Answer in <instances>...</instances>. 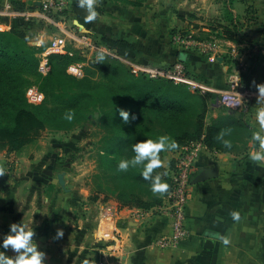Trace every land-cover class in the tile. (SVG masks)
I'll return each instance as SVG.
<instances>
[{"label": "crops", "instance_id": "obj_1", "mask_svg": "<svg viewBox=\"0 0 264 264\" xmlns=\"http://www.w3.org/2000/svg\"><path fill=\"white\" fill-rule=\"evenodd\" d=\"M19 1L27 8L21 13L41 20L31 8L34 0ZM101 1L102 5L93 4L97 16L88 20L90 31L133 44L143 53L139 64L163 68L184 62L191 74L201 76L198 82L205 86V94L219 96L227 91L230 77L237 69L233 63L220 55L206 59L197 51H179L172 45V31L183 18L169 16L161 23L154 15L153 6H145L146 1L142 6ZM2 7L3 0H0L1 24L27 26L26 15L6 16ZM71 14L73 21L84 24L83 15L88 16L89 12L83 13L79 6L78 10L72 6ZM238 16L234 12V17ZM252 16L250 37L261 41L255 42L253 49L260 59L239 50L234 60L237 67L241 63L246 71L250 66L253 68L244 118L257 131L256 113L264 107V98L258 101L257 88L258 84H264V55L257 50L264 45L263 0L255 1ZM45 25L49 24L31 29L33 40L39 45L46 44L45 40L53 35L46 32ZM230 111L242 113L211 102L206 125ZM236 145L231 152L213 151L202 145L185 216L190 237L168 248L158 244L161 238L171 234V224L162 213L152 212L139 218L136 213L139 208L122 207L114 199H101L96 216L77 219L71 213L77 210L79 198L84 196L67 189L64 195L54 194L57 197L50 199L49 192H56L53 175L58 165L54 164L52 169L47 166L45 151L31 157L0 153V164L6 169L0 176V245L10 231V224L22 222L35 230L34 240L46 254L45 264H85V261L87 264H264V162L250 159L251 152L261 150L260 142L245 139ZM167 155L168 160H173L176 150ZM208 169L214 170L213 177L193 183L197 175ZM108 206L116 213L103 217V210ZM53 207L57 208V215ZM233 211L240 213V220L233 219ZM58 230H63L62 237L57 238ZM222 237L230 242L225 245ZM0 251L10 257L17 254L10 247H0Z\"/></svg>", "mask_w": 264, "mask_h": 264}, {"label": "trees", "instance_id": "obj_2", "mask_svg": "<svg viewBox=\"0 0 264 264\" xmlns=\"http://www.w3.org/2000/svg\"><path fill=\"white\" fill-rule=\"evenodd\" d=\"M114 1L126 6H142L145 0ZM234 1L229 0V3ZM12 4L17 12L27 9L19 0H13ZM61 16L64 14H56L54 18L59 19ZM26 23V27L12 25L10 29L0 31V153H21L24 147L36 142L43 130L86 127L98 114L101 115V125L106 128L103 140L109 147L101 150V153L107 159H131L135 156L133 145L148 139L155 140L161 135H168L176 140L179 144L177 149L200 141L208 149L220 152H231L238 142L252 139L255 129L245 120L244 111H230L212 119L210 125H206L209 106L211 102L216 103L217 95L193 92L187 85L177 84L168 78H151L145 73H132L125 61L138 62L143 53L126 40L103 35L97 41L92 36L96 45L105 47L112 53L100 52L98 56L102 54L104 59L100 60L97 56L94 61H87L79 49L69 44L67 50L73 55H51L49 72L45 76L41 75L38 72L39 54L45 50L47 44L33 45L31 29L43 25L44 22L33 19ZM45 26L48 30L56 31L52 25ZM177 33L179 32L176 30L172 31L173 36ZM77 62L88 63L84 67L82 78L68 73L69 66ZM182 63L186 67L187 75L200 81L201 76L191 74L187 65ZM252 73V66L241 73L244 90L251 88ZM28 74L38 76L51 89L48 91L42 89L41 84L30 83L26 77ZM95 74L123 78L127 85L117 90L107 82L93 81L92 75ZM32 85L38 86L46 99H53L61 108L57 110L46 104L28 103L25 93L27 86ZM120 109L130 112V123L123 121L119 115ZM69 112L73 115L72 120L66 118ZM133 114L136 117L134 120L131 119ZM156 130H162V133H157ZM222 132L223 139L232 142L230 148L218 139ZM160 155H164L163 151ZM174 167L175 161H170L168 169L161 166L152 173L154 176L156 173L167 172V175L162 176L167 178L169 191L171 170ZM129 169L124 176L126 186L148 191L151 180H145L142 176L143 165L130 166ZM169 191L160 195L147 193L151 197L142 203H137L139 200L135 193L122 190L118 195L123 199V203H120L122 207L150 210L160 207Z\"/></svg>", "mask_w": 264, "mask_h": 264}, {"label": "rangeland", "instance_id": "obj_3", "mask_svg": "<svg viewBox=\"0 0 264 264\" xmlns=\"http://www.w3.org/2000/svg\"><path fill=\"white\" fill-rule=\"evenodd\" d=\"M69 1L76 10H78L79 6L81 11L83 10V13H86L87 7H81L80 0ZM105 1H111L113 4L118 5V2L114 0ZM145 1V6H153V9L157 11H154V15L158 16L159 20L161 19V23L163 20H167L169 16H174L176 19L181 17L183 19L179 26H175V30L185 36L193 33L192 35L197 42L207 45L205 48L202 45H196L188 51H197L206 59L218 57L219 55L223 56L227 62L233 63L236 68H238V64H235L237 61L234 60V57H236L235 55H237V53L233 52L234 49L236 52L240 50L242 53L252 54V56H256L258 60L260 59L258 55H255L253 49H255L254 43H260L261 41L257 39L253 40V38L250 37V31L253 27L252 13L255 11L256 0H235L232 4L229 3V0ZM94 2L102 5L100 3L102 2L101 0H96ZM234 12L239 15L237 18L234 17ZM86 16L84 17L83 15L85 23H79L82 27L81 31L86 32L97 41H100L103 35L90 31L87 26L88 20ZM68 24L73 27L71 21H69ZM75 28L73 27V29ZM46 32L50 35L59 34V32L57 33V31L53 29L48 30V28ZM171 40H173V35H171ZM47 41L49 40H45V43H47ZM34 42L37 43L35 40ZM172 45L179 51L183 50L181 45L173 41ZM212 45L215 47L214 51L211 49ZM260 47L261 48L257 50L261 55H264V45L261 44ZM184 49L186 48L184 47ZM87 53V61H92L88 59H93V61L96 59L95 56H92V50H87ZM94 55H96V53H94ZM85 63L88 64L87 62ZM239 64V67H241V63ZM26 77L30 80V83L41 84L42 89L48 91L51 89L44 80H41L36 75L28 74ZM92 79L96 82H107L117 90L127 85V81L123 78H114L109 75L95 74L92 75ZM29 87L30 86H27V89ZM41 104L49 105L50 108H56L57 110L61 108L57 106L51 98H45ZM100 116L99 114L96 115L86 127L74 129L66 128L64 130L45 129L40 133L35 143L24 147L21 153H15L22 154V157H31L35 153H40L41 150L45 151L43 155L45 156L47 166L52 169L54 164L58 165L53 175V183L56 192H49L48 195L50 199L57 197L54 196V194H58V196L64 195V191H66L60 186L58 177L55 175L56 173L64 175L66 188L69 192L75 191L77 195L80 194L84 196V199L79 198L80 202L78 203L77 210L74 209V212L71 213V216L77 219L96 216L98 213V203L101 199L107 197V195H109L108 199H114L122 204L123 202L121 200L123 199L118 195V192L122 190H126L128 193H135L139 200L137 203L147 201L148 198L151 197L148 196L147 193L151 195H160V193H153L151 188L145 191L141 188H129L126 186L127 181L124 176L130 169H128L127 172L120 170L118 168L120 159L112 157L107 159L104 154L101 153V150H105V148L109 147V144L105 143V140H103L106 128L101 125ZM156 131L157 133H162V130ZM169 151L170 150L163 151L164 155L161 157L163 161L162 167L167 166V169L169 168L170 161H174V159L168 160L167 154ZM1 153L7 152L2 151ZM162 181L168 183L167 178L164 176H162ZM52 195L53 197L51 198ZM126 195L128 196V194ZM52 209L54 214L57 215V208L53 207ZM96 253H98V251H96ZM95 257L97 260L99 259V256L96 255Z\"/></svg>", "mask_w": 264, "mask_h": 264}, {"label": "built area", "instance_id": "obj_4", "mask_svg": "<svg viewBox=\"0 0 264 264\" xmlns=\"http://www.w3.org/2000/svg\"><path fill=\"white\" fill-rule=\"evenodd\" d=\"M12 1L13 0H3L2 13L6 16H19L24 14L26 15L27 20L36 19L34 18L35 16L29 15V13L15 11ZM31 8L35 10L33 12H38L37 14L39 19H41L40 21L54 26L57 33L59 32L57 35H52L50 40L46 43L47 47L45 50L39 54L40 62L38 72L41 75L45 76L48 74L50 69L49 57L51 55H73L72 52L67 50L69 44L79 49L81 54L86 57V59L88 58L87 50H92V56H95V58H97L98 53L100 52L112 54L107 48L96 45L94 39L86 32L81 31V29L74 23L71 18L72 7L69 0H34ZM56 14H64V16H61L59 19H55L54 16ZM69 21L73 23V27H76V30L68 24ZM10 28L11 27L6 24L0 23V31L8 30ZM192 34L185 36L181 33H177L173 36V42L181 45L184 51L191 50L196 45H202L204 48L207 46L197 42ZM34 43L33 45L41 46L38 43ZM184 47L186 49H184ZM211 49L214 51L215 47L212 45ZM233 52L238 54V51L236 52L235 49ZM94 53H96V55H94ZM125 62L134 74L145 73L151 78H168L177 84L187 85L193 92L198 91L202 94L206 93V88L203 84L191 79L187 75L186 67L182 62L175 63L174 65L166 68L152 67L133 61ZM85 65V62L73 63L69 66L68 73L77 78H82L84 76ZM245 71L246 69L242 66L238 67L232 73L227 91L220 94L216 99V103L218 105L229 109L241 111L247 110V90L243 89L244 87L241 80V73ZM26 98L30 104L40 105L44 101L45 96L40 91L38 86L32 85L27 89ZM202 145V142L195 141L176 150V156L173 158L175 161V167L171 170V189L164 199L163 204L160 207L150 210L139 209L136 212L139 218L144 217L148 213L160 212L169 220L171 224V234L158 241L159 246L162 248L177 246L190 237L189 230L185 224V216L190 200V186L192 183L193 172L199 159ZM115 213V209L108 206L103 210V217L110 216Z\"/></svg>", "mask_w": 264, "mask_h": 264}, {"label": "clouds", "instance_id": "obj_5", "mask_svg": "<svg viewBox=\"0 0 264 264\" xmlns=\"http://www.w3.org/2000/svg\"><path fill=\"white\" fill-rule=\"evenodd\" d=\"M94 0H80L81 7H87L89 15L87 20H93L97 16V12L93 7ZM74 23H79L74 21ZM183 56V54H182ZM98 59L103 60L104 56L101 54ZM259 91L258 101L264 98V84L257 85ZM119 115L122 117L125 123H130V112L124 109H120ZM68 120L73 119V115L69 112L66 116ZM131 119H136L135 115L131 116ZM256 120L259 124V130L252 133V140L260 142V149L250 153V159L254 162H264V107L257 110ZM224 133L222 132L218 139H221L222 143L226 147H231L232 142L230 140L223 139ZM179 147L176 140L172 139L168 135H161L157 139H148L141 141L133 145V151L135 156L131 159H121L118 168L122 171H127L130 166L135 167L137 165H143L142 176L145 180H151V189L153 193L164 194L169 191V184L166 181H162V175H167V172L156 173L152 175L154 169L160 168L163 164L161 159V152L174 150ZM146 162V163H145ZM6 169L0 164V176L4 175ZM234 220H240V213L233 211L231 213ZM9 233L5 234L3 243L0 247L8 249L9 247L17 254L14 257H10L4 251H0V264H45V253L38 249V244L34 240L35 230L28 229V226L21 223L10 224ZM63 236V230L57 231V238ZM223 243L227 245L230 241L227 237H222ZM87 264V261H85Z\"/></svg>", "mask_w": 264, "mask_h": 264}, {"label": "water", "instance_id": "obj_6", "mask_svg": "<svg viewBox=\"0 0 264 264\" xmlns=\"http://www.w3.org/2000/svg\"><path fill=\"white\" fill-rule=\"evenodd\" d=\"M80 29H82V27L79 25V23H75ZM36 44V43H34ZM214 175V170L212 169H208L206 171H203L201 172L199 175H197L193 181V183H199V182H203L205 180H208L210 179L211 177H213ZM58 182L60 184V186L67 191V188H66V181H65V178H64V175L63 174H59L58 175Z\"/></svg>", "mask_w": 264, "mask_h": 264}]
</instances>
